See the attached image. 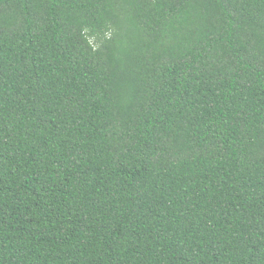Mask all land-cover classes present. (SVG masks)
Wrapping results in <instances>:
<instances>
[{"label":"trees","instance_id":"trees-1","mask_svg":"<svg viewBox=\"0 0 264 264\" xmlns=\"http://www.w3.org/2000/svg\"><path fill=\"white\" fill-rule=\"evenodd\" d=\"M0 264H264V0H0Z\"/></svg>","mask_w":264,"mask_h":264}]
</instances>
